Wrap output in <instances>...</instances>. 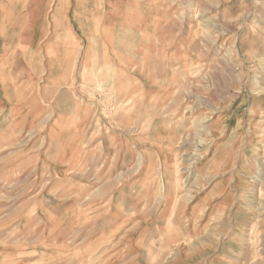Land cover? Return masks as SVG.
I'll list each match as a JSON object with an SVG mask.
<instances>
[{
	"label": "rangeland",
	"instance_id": "obj_1",
	"mask_svg": "<svg viewBox=\"0 0 264 264\" xmlns=\"http://www.w3.org/2000/svg\"><path fill=\"white\" fill-rule=\"evenodd\" d=\"M12 53L0 264H264V0H0Z\"/></svg>",
	"mask_w": 264,
	"mask_h": 264
},
{
	"label": "crops",
	"instance_id": "obj_2",
	"mask_svg": "<svg viewBox=\"0 0 264 264\" xmlns=\"http://www.w3.org/2000/svg\"><path fill=\"white\" fill-rule=\"evenodd\" d=\"M96 30L97 29L95 28V30H94L95 33H97V31H98V30L97 31ZM81 31H82L81 33L83 35L86 34L84 28H82ZM103 33H104V36H105V33L106 32L103 31ZM58 37L56 39V35H55V41L58 40L57 44L59 46L60 37L59 38ZM28 42L26 41L25 47L23 48V54L19 58V62L20 63H23V64L29 62V46L30 45L28 44ZM91 42L94 45V48L92 47V49H91L92 55H91L90 60H89V67L92 70V74L94 76L93 77L94 80L96 79V81L97 80L100 81V80H102V77H104L102 75V73L104 74L105 67L108 65L107 68L109 69V65L111 63L114 64L116 60L115 61L110 60V58H109V56H110L109 50H108V47L105 44H104V47H103V51L100 50V48L98 49V42L99 41H98L97 35L94 36V37L92 36ZM135 46H136V48L140 47L141 46V42H138L137 45L135 43ZM104 49H106V51L108 52V54H107V52H105ZM133 51H134V49H133ZM9 62H11L12 64L15 63V61H14V54L13 53L10 56L9 55L0 54V102L1 101H4L6 103H12L13 95H14V91H13V89H14V83H13L14 70H13V68L14 67H13V65L11 67H8ZM117 62H119V60H117ZM3 63H5V67H3V65H2ZM129 63L132 64V62H129ZM133 68H136V65L135 64L133 65ZM112 69L113 68H111V70ZM141 71L142 70H140V72ZM105 72H106V70H105ZM120 72L122 74H124L123 70L120 71ZM106 75H107V73H106ZM113 75L114 74H109L107 76L108 77V79H107L108 82H109V78L113 77ZM96 81L93 82V86L96 84ZM103 82L106 84L105 81H103ZM108 82H107V84H108ZM126 87H127V85H126ZM126 87H125V91H127V88ZM121 90H124V87H121ZM118 96H120V95L118 94ZM121 98H124V96L121 97ZM121 98H118V99L120 100ZM171 152H172V149H171Z\"/></svg>",
	"mask_w": 264,
	"mask_h": 264
},
{
	"label": "bare ground",
	"instance_id": "obj_3",
	"mask_svg": "<svg viewBox=\"0 0 264 264\" xmlns=\"http://www.w3.org/2000/svg\"><path fill=\"white\" fill-rule=\"evenodd\" d=\"M203 22H205V21H203ZM209 22V21H208ZM206 23V22H205ZM208 24V23H207ZM212 24V23H211ZM215 25V24H214ZM206 26V25H205ZM216 26V25H215ZM229 26V25H228ZM217 30H218V28H217ZM220 30V29H219ZM224 32V31H223ZM103 84V85H102ZM104 85H105V83L103 82V81H101V83H100V81L99 80H97L96 81V84L94 85V87H93V89H92V95H95L96 94V92L98 91H103L104 89H105V87H104ZM98 87V88H97ZM108 87V86H107ZM103 89V90H102ZM106 90V89H105ZM111 90V89H110ZM109 91V90H108ZM106 94V93H105ZM96 100V99H95ZM117 100H119V99H117ZM105 103V102H104ZM97 104V103H96ZM93 105V104H92ZM98 105H99V103H98ZM119 106H120V103H119ZM92 107V106H91ZM90 108V107H89ZM93 108H95V106L93 105ZM92 108V109H93ZM116 109H119V108H116ZM95 110H96V108H95ZM95 117V116H94ZM205 121V120H204ZM201 140V139H200ZM185 141V140H184ZM193 142V141H192ZM196 156V155H195ZM188 161L190 162L191 161V159H188ZM190 164H191V162H190ZM189 168H191V167H188V168H186V171H188L187 173V177H191L192 176V173H193V171H191V169H189ZM186 178V177H185ZM187 181V180H186Z\"/></svg>",
	"mask_w": 264,
	"mask_h": 264
}]
</instances>
